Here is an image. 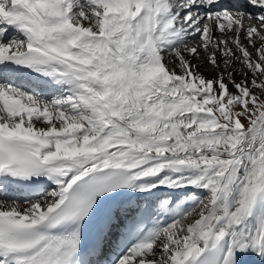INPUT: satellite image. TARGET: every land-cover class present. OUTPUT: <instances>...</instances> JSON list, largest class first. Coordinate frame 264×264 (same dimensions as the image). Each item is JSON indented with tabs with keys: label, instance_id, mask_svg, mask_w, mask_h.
Segmentation results:
<instances>
[{
	"label": "snow or ice",
	"instance_id": "6c2138e0",
	"mask_svg": "<svg viewBox=\"0 0 264 264\" xmlns=\"http://www.w3.org/2000/svg\"><path fill=\"white\" fill-rule=\"evenodd\" d=\"M161 189L194 192L139 202ZM252 257L264 0H0V264Z\"/></svg>",
	"mask_w": 264,
	"mask_h": 264
},
{
	"label": "bare ground",
	"instance_id": "6f19581e",
	"mask_svg": "<svg viewBox=\"0 0 264 264\" xmlns=\"http://www.w3.org/2000/svg\"><path fill=\"white\" fill-rule=\"evenodd\" d=\"M228 0H225V3H227ZM255 11V10H253ZM255 14H259V13H255ZM255 23V21L251 22V23H247V24H253ZM217 39L220 38L219 34H217ZM191 46V44H190ZM194 64H202L204 63L202 59H197L195 61H193ZM237 67L239 68V65H237ZM201 72H203L205 75L207 76H211L213 69L210 65H205L204 67H202L200 69ZM219 71V70H216ZM241 79V76L237 75L236 76V80L237 82H239ZM249 79H251V77H249ZM42 126V125H41ZM194 190L192 189H183V190H179L177 192H169V190L167 189H161L157 192L156 196L153 197H139L138 200L139 202H143L146 203L150 208L155 209L156 212L160 211V201H162L164 198L166 197H171L174 198L176 200H180L182 198H184L185 196H191L193 194ZM197 195H202L204 193L200 192V193H196ZM28 195V192L26 190H22V189H18V188H9L8 190H6V192L3 194V198L7 199L11 202V200L15 199L17 202H23L24 201V197ZM166 196V197H164ZM133 199H137V198H133ZM151 220H150V226H153V224L155 223L156 217L155 215H151ZM248 264H260V261L258 258L252 257L250 258Z\"/></svg>",
	"mask_w": 264,
	"mask_h": 264
},
{
	"label": "rangeland",
	"instance_id": "374dc122",
	"mask_svg": "<svg viewBox=\"0 0 264 264\" xmlns=\"http://www.w3.org/2000/svg\"><path fill=\"white\" fill-rule=\"evenodd\" d=\"M254 20H247L246 21V23H251V22H253ZM257 92H258V94H259V91L257 90ZM202 195H204V194H202ZM164 197H166V196H164Z\"/></svg>",
	"mask_w": 264,
	"mask_h": 264
}]
</instances>
